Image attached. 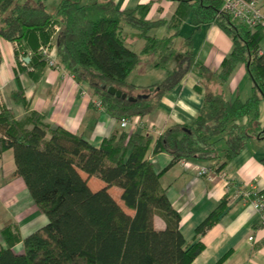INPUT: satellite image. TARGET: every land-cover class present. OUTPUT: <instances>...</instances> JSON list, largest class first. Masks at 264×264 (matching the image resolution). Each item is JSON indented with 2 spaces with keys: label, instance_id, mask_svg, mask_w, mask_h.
Returning <instances> with one entry per match:
<instances>
[{
  "label": "trees",
  "instance_id": "trees-1",
  "mask_svg": "<svg viewBox=\"0 0 264 264\" xmlns=\"http://www.w3.org/2000/svg\"><path fill=\"white\" fill-rule=\"evenodd\" d=\"M151 6L119 10L112 1L59 0L55 12L49 13L41 0H0V38L14 44L16 56L31 52L28 65L37 78L48 66L44 52L55 47L57 65L85 82L101 108L119 121L151 114L188 73L199 77L209 73L195 63L193 37L203 25H216L233 44L220 65L219 82L244 64L252 95L245 101L238 97L229 101L221 93L206 91L193 125L166 128L154 140L152 154L171 157L161 173L183 160L207 163L218 174L249 138L264 137L259 123L264 24L249 29L233 21L221 11V0H178L169 20L148 19ZM187 21L191 30L183 36L185 51L178 54L174 38ZM125 25L145 41L140 53L126 44ZM162 26L170 35L150 34ZM150 54L157 56L155 66L166 69V77L150 86L129 83L141 56ZM108 88L134 101L116 98ZM195 91L201 93V88L195 86ZM13 98L23 107L28 104L22 89ZM242 118L246 123L236 124ZM152 141L148 134L121 132L93 147L79 135L52 127L40 113L30 112L18 121L12 110L1 109L0 155L12 151L16 175L47 224L25 238L15 225L3 227L0 264H190L203 245L199 241L187 245L179 231L180 216L159 182L161 173L145 157ZM219 142L224 144L222 153L217 150ZM82 174L106 186L92 191ZM111 187L121 191L120 202L109 193ZM224 205L223 200L195 229V238L215 224ZM155 216L164 221V229L154 227ZM18 243L22 249L15 251Z\"/></svg>",
  "mask_w": 264,
  "mask_h": 264
},
{
  "label": "crops",
  "instance_id": "crops-1",
  "mask_svg": "<svg viewBox=\"0 0 264 264\" xmlns=\"http://www.w3.org/2000/svg\"><path fill=\"white\" fill-rule=\"evenodd\" d=\"M90 1H112L119 10L152 3L149 12L152 20H169L178 4V0H82V3ZM183 25L189 27L188 34L190 24L187 21ZM124 37L129 48L140 53L145 41L142 39L143 45L138 43V48H134L128 36ZM232 49L231 38L219 27L214 24L203 25L193 37V57L195 63L207 67L209 73L202 77L195 72L188 73L174 90L163 96L151 114L133 118L125 128H121L117 119L95 106L97 99L85 82L77 80L62 66H47L43 75L37 78L32 72L33 68L28 65L31 52L21 51L16 56L14 44L0 38V111L3 108L12 110L18 121L24 120L30 112L40 113L52 127H61L79 135L93 147H99L104 139L121 132L148 134L153 141L145 157L152 163L154 171L161 173L170 164L171 157L164 152L154 156V140L169 126L193 125L206 91L221 90L220 93L229 101L237 97L245 101L252 95V82L244 64H238L224 83L218 80L220 65ZM49 51L56 60L55 47ZM142 56L148 60L145 73H137V65L127 81L139 86L161 82L156 80L164 77L158 71L159 67L155 66L157 58ZM195 86L201 88V93L195 91ZM20 89L24 91L28 102L26 107L14 101L13 95ZM246 121V118H242L236 124L243 125ZM259 123L263 128L264 102L259 105ZM185 162L188 163L186 166L179 161L161 173L159 182L166 189L171 206L179 213V231L185 243L189 245L199 241L203 245L202 251L190 264H217L219 261V264H264V227L260 224L258 213L240 195L241 191L252 190L264 197V137L249 138L241 152L215 174L212 182L198 176L192 166L207 163ZM82 176L87 179L84 174ZM92 179H87L92 191L106 186L101 181V184L97 183L98 187L91 188ZM114 188L108 191L110 194L111 191L116 192L119 198L121 191L117 192ZM223 200L225 205L215 224L205 234L195 238V229ZM9 224L17 227L21 238L47 224V218L38 211L25 184L16 175L11 150L0 155V231ZM154 227L164 229L165 223L155 216ZM0 244L4 245L1 234ZM18 245L21 248V243Z\"/></svg>",
  "mask_w": 264,
  "mask_h": 264
},
{
  "label": "built area",
  "instance_id": "built-area-1",
  "mask_svg": "<svg viewBox=\"0 0 264 264\" xmlns=\"http://www.w3.org/2000/svg\"><path fill=\"white\" fill-rule=\"evenodd\" d=\"M221 11L228 14L231 19L239 24L246 26L249 29H254L257 25L264 24V9L259 4L258 0H221ZM46 54V61L49 67L59 68L56 63L55 57L51 52H44ZM95 106L101 108V103L96 101ZM129 120L122 118L119 120L121 128H125ZM185 166L188 164L181 161ZM193 169L197 175L205 178L207 181L212 182L216 173L213 169L206 165L192 164ZM242 200L249 202L252 208L258 213L260 224L264 227V197L252 190L241 191ZM252 240V238H249Z\"/></svg>",
  "mask_w": 264,
  "mask_h": 264
},
{
  "label": "rangeland",
  "instance_id": "rangeland-1",
  "mask_svg": "<svg viewBox=\"0 0 264 264\" xmlns=\"http://www.w3.org/2000/svg\"><path fill=\"white\" fill-rule=\"evenodd\" d=\"M41 1H44L45 6H46V10L49 13H54L55 12L56 6L58 5V2H59V0H41ZM259 4L264 9V0H259ZM147 18L152 20L150 18L149 14H148ZM188 29H189L188 26L183 25V27L181 28V31H180L181 35L174 38V46H175L178 54H182L184 52L183 36H186V34L188 32ZM122 34H123V36H125V35L128 36V38L131 40L130 44L132 43V46L134 48H138V47H136L138 43H142V45H143V40L139 37L138 32L136 30L132 29L131 27H129L128 25L124 26V28L122 30ZM150 34L151 35H155V36H157L159 38H163V37H166V36L170 35V33L167 32L166 28H164V27H154V28H152L150 30ZM148 57H157V56H155L153 54H150ZM141 59H142L141 62H139V64H138L139 65V70H137V73L143 74V73H145V69L148 67L147 66L148 65V60H145L146 58L143 57V56H142ZM158 71L160 73H162L164 77H162V79H156V80L162 81L165 78V76L167 74V71H166V69H163V68H160V67L158 68ZM213 92L220 93L221 90L215 89ZM223 149H224V144H223V142H221L220 144L217 145V150H218L219 153H222ZM93 181H95V182H93ZM97 183L101 184V180L93 178L92 182H90L91 188L98 187ZM114 189L117 192L120 191L118 188H114ZM111 195L113 196V198L117 199L118 202H120V199L116 196V192L114 193L113 191H111ZM21 249H22V246H21V248H20L19 245L17 246V244L14 246V250L15 251H20Z\"/></svg>",
  "mask_w": 264,
  "mask_h": 264
},
{
  "label": "water",
  "instance_id": "water-1",
  "mask_svg": "<svg viewBox=\"0 0 264 264\" xmlns=\"http://www.w3.org/2000/svg\"><path fill=\"white\" fill-rule=\"evenodd\" d=\"M107 91L109 94L114 95L116 98H121L122 100L127 99L128 101H134L133 98H127L124 94H121V92L116 91L113 88H108Z\"/></svg>",
  "mask_w": 264,
  "mask_h": 264
}]
</instances>
